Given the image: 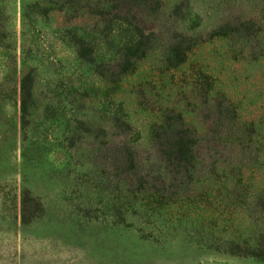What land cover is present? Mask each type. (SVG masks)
<instances>
[{
	"label": "rangeland",
	"instance_id": "rangeland-1",
	"mask_svg": "<svg viewBox=\"0 0 264 264\" xmlns=\"http://www.w3.org/2000/svg\"><path fill=\"white\" fill-rule=\"evenodd\" d=\"M161 4L146 31L152 47L112 82L96 65H112L132 33L118 23L104 31L106 0H0V264H264V256L224 250L226 239L264 235V0ZM249 19L260 31L210 35L224 20ZM75 36L94 61L78 57ZM185 37L193 45L173 64L172 40ZM28 72L34 103L23 118ZM212 98L253 124L254 141L245 156L218 154L227 165L163 204L134 182L125 187L112 163L99 164L90 138L70 145L78 120L99 124L112 144L124 138L136 147L146 168L164 110H180L201 130ZM117 120L130 126L121 136ZM237 155L239 166L227 159ZM24 188L42 207L29 222L21 220Z\"/></svg>",
	"mask_w": 264,
	"mask_h": 264
},
{
	"label": "trees",
	"instance_id": "trees-1",
	"mask_svg": "<svg viewBox=\"0 0 264 264\" xmlns=\"http://www.w3.org/2000/svg\"><path fill=\"white\" fill-rule=\"evenodd\" d=\"M161 0H106V5L99 9L103 16L104 31L107 32L108 24L118 23L125 29L131 30V39L126 41L125 47L119 49L114 55L112 65L106 67L101 63L96 65L98 73L112 82L131 72L137 60L145 56L148 49L152 47L151 35L146 34L150 27V17L161 8ZM178 7V6H177ZM111 15V17H109ZM115 21V22H114ZM260 26L259 21L249 19L244 22L224 20L210 32L211 36H227L233 32H246L251 34ZM260 29L257 30V32ZM151 32V30L149 31ZM245 34V33H243ZM180 37H184L179 34ZM75 44L78 45L77 55L86 61H94L92 48L86 46L83 37H76ZM187 39H173L169 47L171 55L169 60L175 59L173 64L185 61L187 52L193 43H187ZM168 58V57H167ZM110 63V62H108ZM104 66L102 69L101 67ZM33 76L30 72L23 75L20 81V109L25 118L30 107L34 103L32 92ZM209 90V89H208ZM207 90V92H208ZM214 101L207 104L206 113L199 119L201 130L192 122L186 120L180 110L166 108L161 116L160 122L153 125L150 142L152 146V157L146 158L147 167L138 157L136 147L128 143L124 138L118 139L114 144L108 140L104 128L99 124L85 123L78 120L70 137V145L83 139L90 138L93 146L98 147L96 161L112 163L118 174L122 175L121 183L127 188L133 182L136 184L135 192L147 191L158 193L157 200L160 204L168 200L178 198L185 189L193 191V186L199 182L201 174L210 178L215 173L218 165H227L221 153H229L234 150L243 152L254 141V126L237 118L234 107L224 98H212ZM210 101V100H209ZM118 121L119 136L128 131L130 126L124 121ZM97 144V145H95ZM227 157L230 162L237 166L243 163V157ZM222 163H218L219 161ZM240 176L244 174L242 167L238 170ZM116 173V174H117ZM123 184V185H124ZM124 185V186H125ZM125 186V187H126ZM258 198L264 196V190L257 193ZM167 200V201H166ZM263 200V199H262ZM261 201V200H260ZM21 220L29 222L39 214L41 207L38 199L32 195L29 189L21 191ZM262 242L263 245L260 243ZM226 252L253 256H264V235H259L258 241H235L226 239L224 242Z\"/></svg>",
	"mask_w": 264,
	"mask_h": 264
}]
</instances>
